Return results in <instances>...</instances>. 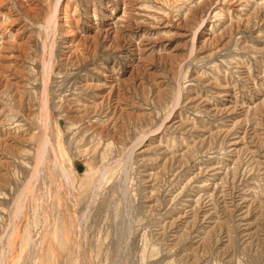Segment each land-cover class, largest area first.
I'll use <instances>...</instances> for the list:
<instances>
[{
    "label": "rangeland",
    "instance_id": "rangeland-1",
    "mask_svg": "<svg viewBox=\"0 0 264 264\" xmlns=\"http://www.w3.org/2000/svg\"><path fill=\"white\" fill-rule=\"evenodd\" d=\"M52 1L36 0V7L27 5L26 0L4 1V4L8 6L16 5L15 8L19 12L16 25L13 24L10 27L14 33L16 28L22 25L19 39L17 38L21 46H17L16 49L22 48L21 50L26 51L23 54L25 62L23 66L30 77L27 76L29 94L21 96L22 98L15 94H13L15 96H10L12 91L9 92L3 86L5 78L0 79V138L7 136L5 132L8 128L14 130L7 132L10 136L8 143L11 144L10 148L13 147V150L8 148L9 146H3L2 149L5 148L2 151L6 160L2 158L4 162H1L2 159H0V174L4 177L3 179L0 175V264H264V195H262L264 194L262 190L264 189V174H259L261 171L255 166V162L250 159V154L244 148L239 152V158L235 163L226 162L225 140L228 136L224 139L221 136L216 137L214 134H209L210 137L202 138L203 134L204 136L208 134L205 130H213L214 126L223 127L222 124H229L230 121L219 122L201 109V107L204 108L203 103L205 102L212 106L224 102L217 98V95L218 91L223 90L220 86H227L228 93L233 95L231 99L238 101L235 112L246 113L245 110L249 109L246 117L242 115L245 119L237 126L235 133L238 132L245 136L246 141L255 143L258 151L264 150V112L262 108L264 107V67L262 66L264 65V0H250L249 6L245 9L246 14L244 11L243 16L241 15L246 19L243 18L238 23L232 20L235 19L236 13L229 9L230 4L224 2L226 0H139V6L143 9L149 12L160 11L165 17L173 20L175 22L173 32L176 34L163 42L167 44L163 49L153 51L149 55L148 53L143 54L141 58L137 52L129 53V56L124 59H121L119 54L124 50L125 44H131L129 34L125 33L126 38L124 37L123 42V38L118 34L104 33L103 35L100 30L95 32L96 28H106V23L112 20V18L104 20L102 18L105 14H109L110 9H114L113 18L122 12V4L117 5L116 9L114 0H69L67 11L71 15L70 18L72 17L71 26L67 25L66 30L61 31L63 34L59 32L56 35L55 49L57 51H55L58 59L49 89L52 115L47 120L49 124L44 126L40 120L38 111L40 102L37 95L42 85L37 76L42 66L43 48L41 47L44 40V37L40 39L39 27L42 21L45 22L46 17L44 16L52 6ZM58 1L56 14L60 17L64 15L62 6L65 0ZM134 1L137 0H130L129 9H132ZM201 2H205L203 7L200 5ZM196 7L201 8L202 13L197 11L194 17H189ZM219 7L229 13L223 14V11L218 10ZM215 11H218V14L215 15ZM131 19L132 22L135 20L132 17ZM229 19L235 23L223 28L230 24ZM61 21L63 22V19ZM93 23L94 25H91ZM72 32L75 33L72 34ZM27 33H30L29 37ZM140 36L139 33L137 39H140ZM76 38H79L78 43H76ZM48 39L47 41H50ZM70 39H74L71 41L74 44L72 43L69 47L72 52L69 50L63 54L67 48L64 46ZM75 43L80 44V47H76ZM169 50H175V54L170 56L166 54ZM0 53L2 56L5 52L1 50ZM78 54L84 58H80ZM72 55L76 56L72 57ZM142 57L146 60L141 62ZM5 60L8 59L0 57V62ZM103 66L109 70H105ZM98 69L108 71L110 75L116 76L114 77L116 80L120 78L121 83H118L119 86L116 85L114 92H122L126 98L125 100L119 98L121 106H124L117 120V124L121 125L116 124L115 127L108 125L114 129L104 127L101 140L94 139L93 143V141L89 142L90 135L83 138L85 129L81 125L85 124L87 118L90 117L83 116L79 111H71L73 108L68 106L72 104L66 102L65 98L73 97L80 104H88L91 99L99 101L100 97L98 98L97 95L106 90L103 93L105 94L108 90L100 84L103 83V79L96 72ZM2 70L0 69V74ZM62 73L65 76L64 79ZM83 83L85 87L80 86L84 85ZM95 85L97 86L94 87ZM177 91L180 92V98L178 103L172 106ZM114 92L108 100L109 103L112 102L111 104L116 95ZM62 96L65 98L60 99ZM86 97L87 100L89 97L88 101L85 100ZM90 107H87V110ZM149 107L153 110L151 117L146 118L147 116L143 117L139 114L143 108L148 109ZM68 113L70 115L67 116ZM168 113L169 115L164 117ZM238 114L234 113L233 119L238 118L240 116ZM81 115L82 119H80ZM160 119L163 120L164 125H171L172 122L178 120L184 121L187 124L185 129L191 125L197 126V128L185 130L178 125L173 132L171 128L167 129L168 131L165 130L168 136L177 135L178 139L176 138L174 148H181L186 144L193 145V141L196 143L190 151L191 159L179 177H173L170 172L159 173V177L146 178L147 181L144 182L143 178L148 176L144 175L143 166H138L133 162V157L139 154L137 152L143 149V146L145 148L149 143L152 145L157 143L165 128L161 127L149 132L138 145L133 147V150L131 143L144 128L146 129L155 122H161ZM76 125H81V129ZM203 125H206L205 128H202ZM43 130L45 133L48 132L46 134L50 143L42 156L38 154L37 137L39 134L42 135ZM231 133L229 137L235 134ZM150 139L154 142L152 143ZM161 139L163 145L164 140ZM202 139H204L203 143ZM58 144L61 149H58ZM172 145L170 142L169 150H172ZM154 148L153 150L156 149ZM203 148H207L208 151L205 156L206 161L214 163L223 160L228 166L226 178L219 181L220 189L225 190L226 193L228 191L229 196L235 191L248 199L252 198L250 202L246 201L249 204L248 210L245 207L248 224L245 225L244 221H238L239 211L235 207L228 208L223 203L220 204V201L227 202L229 196L224 195L222 198L219 195L216 207L221 219L216 212L214 219H218L219 223L209 230L210 233L207 232L204 235L203 241H197L193 233H190V228L182 227L183 230L181 229L176 239L171 242L169 227L164 224L163 218L158 219L157 217L161 215L159 214L161 210H165L171 203L169 198L175 195L183 184L182 182L198 170L199 154ZM157 149L161 148L157 147ZM153 152L146 151L143 154L153 156ZM167 155L159 156L158 161L160 162H152L148 167L156 171ZM90 169L95 170L91 173ZM101 170L103 171L102 176ZM182 173H184L183 176ZM249 174H252V180L255 179L252 184L254 187L251 185L252 188L250 187L251 191L248 195L237 190L240 185L238 178L236 182L234 177L236 175L245 177ZM229 177L231 180L227 179ZM179 181L182 182L179 183ZM151 183L154 184V193H152L153 196L147 197L150 192H146L143 186L146 187ZM229 187H231L230 190ZM252 189L262 193L259 194ZM252 194H254V199ZM255 195H259L257 200L260 205L255 200ZM154 198L157 199V208L149 209L145 205L154 202ZM252 200H255L258 206Z\"/></svg>",
    "mask_w": 264,
    "mask_h": 264
},
{
    "label": "bare ground",
    "instance_id": "bare-ground-1",
    "mask_svg": "<svg viewBox=\"0 0 264 264\" xmlns=\"http://www.w3.org/2000/svg\"><path fill=\"white\" fill-rule=\"evenodd\" d=\"M4 1L5 0H0V51L2 50L3 53L2 56L0 55V57L2 58H5V59H8V60H5V61H2L0 62V69H3L2 71V74H0V79L1 77H4L5 79H3L4 81V84L3 86L8 89V91L10 92V90L12 92H8V94L10 96H12L13 94L15 95H19V97L21 96H24L25 94H29V89H28V85H27V82H28V78L27 76H29V73L26 72V68L25 66H23V64L25 63L24 62V55L26 53V51L24 52L23 50H18V48L16 49L17 46H21L19 43V41H17V38L21 32L20 30V27L22 26H19L16 28V30L14 31V33L12 32V27H10L11 25L13 26L16 25L15 23L17 22L18 20V17H19V12L18 10H16V5H14L13 7L12 6H8L6 4H4ZM16 1V0H14ZM27 1V5H33V6H37L36 5V0H26ZM169 1V0H168ZM202 1V0H201ZM207 1H210V0H207ZM53 2V3H52ZM51 3H52V6L53 8L50 7L49 11H47L46 15L44 17V20L45 22H41L40 23V27H39V30H40V39H42V37H44L43 39V42H42V47L43 48V58H42V66L40 67L41 70L40 72H37L39 73L37 78L38 80H41L39 81L42 85H40V88H39V91L37 92V95H38V99H39V114H40V120L41 122L43 123L44 126H46L47 124H49V121L47 123V120L48 118L51 117V108H52V105H50V100H49V89H50V82H51V78L52 77V73L54 72V69H55V64L57 59V54H56V35L59 34V32L61 31H64L66 30V27H68L67 25H70L71 26V18H70V14L68 13L67 11V7L69 6V0H65V3H64V6H62V10H63V13L64 15L62 16H57L56 12L57 11V7H58V0H53ZM129 2L130 0H114V6L115 8L117 9V5H121L122 4V12L119 14V15H116L114 16V18L112 17L114 15L113 13V10L114 9H110V12L109 14H105L103 18L106 19H110L112 18V20L110 22H107V27L104 28V29H95V32L98 30L102 31L103 32V35L104 33L105 34H113V35H120V37L123 38V42L126 38V35L125 33L128 35H130V40L129 42L131 44H125L124 45V50H122L119 54V57L121 59H124V58H127L129 56V53H132L133 52H137L138 55H140V58H141V55L143 54H146L148 53H152L153 51H156V50H160V49H163L167 44H163V42L165 40H168L170 37L172 38V36H174V33L173 32V29L175 27V22H173V20H170L167 18V16L165 17V15H163V13H161L160 11H154V12H149L148 10H145L143 9L141 6H139V0H137L136 2L134 1V4L132 5V9H129L128 5H129ZM224 2H228V4H230V8L229 9H232L234 13H236L235 15V19H232V20H235L238 22H240L244 17L243 14H244V11L246 9V6H249V3L251 2L250 0L249 1H241V0H226ZM16 2H14L15 4ZM23 3V2H22ZM160 3V2H159ZM200 3V2H199ZM205 3V2H204ZM201 2V6L204 4ZM244 3V4H243ZM21 4V3H20ZM24 4V3H23ZM50 4V3H49ZM260 4V3H259ZM10 5V3H9ZM199 5V7H200ZM40 7V6H39ZM194 7V6H193ZM199 7H196L194 9V11L189 15V17L191 16H195L197 11L198 12H201L202 13V10L201 8ZM203 7V6H202ZM206 7V5L204 6ZM49 8V7H48ZM228 8V7H227ZM36 9V8H35ZM203 9V8H202ZM26 10V9H24ZM130 10H132L130 12ZM219 11H223V14H228L226 12V10H221V8L219 7L218 9ZM31 11V10H30ZM33 11H36L33 9ZM96 12V10H95ZM232 12V11H231ZM247 11H245V14H246ZM29 13V12H28ZM93 14H95L93 12ZM218 14V11H215V15ZM22 15V13H21ZM26 15V14H25ZM31 15V14H30ZM242 15V16H241ZM200 16V15H199ZM222 16V15H221ZM233 16V15H232ZM31 17H33V15H31ZM93 17V16H92ZM131 17L135 20H133V22L131 21ZM179 17V16H178ZM34 18V17H33ZM38 18V17H37ZM57 18H59L57 20ZM180 18V17H179ZM203 18V17H202ZM201 18V19H202ZM63 19V22L61 21ZM79 19V18H78ZM187 19V18H186ZM190 19V18H189ZM246 19V18H244ZM24 20V19H23ZM102 20V21H103ZM193 20V19H192ZM200 20V19H199ZM230 20V24L229 25H225L223 28H225L226 26H231L233 23L235 22H232L231 19ZM239 20V21H238ZM98 21V20H97ZM101 21V20H99ZM73 22V21H72ZM75 22V21H74ZM80 22V21H79ZM93 22L95 23V21L93 20ZM132 22V23H131ZM200 22V21H199ZM232 22V23H231ZM91 24V25H94ZM177 23V22H176ZM73 24V23H72ZM246 24V23H244ZM18 25V24H17ZM192 25V24H191ZM196 25V24H195ZM195 25L194 28H195ZM69 26V27H70ZM73 26V25H72ZM177 26V24H176ZM236 26V25H235ZM94 27V26H92ZM15 28V27H14ZM86 28V27H85ZM193 28V29H194ZM22 29V28H21ZM87 29V28H86ZM70 30V29H69ZM89 30V28H88ZM94 30V29H93ZM87 31V30H86ZM63 34V32H61ZM66 33V32H65ZM75 33V32H72V34ZM140 33V39H137L138 35ZM30 34V33H27V35ZM178 34V33H177ZM180 34V33H179ZM178 34V35H179ZM183 34V33H181ZM27 35H26V38H27ZM75 35V34H74ZM192 35V34H191ZM214 36V35H213ZM29 37V35H28ZM31 37V36H30ZM49 37V39L47 38ZM85 37V36H84ZM88 36H86L85 38H87ZM106 37V36H105ZM125 37V38H124ZM192 37V36H190ZM210 37V36H209ZM25 38V39H26ZM73 38V37H72ZM81 38V37H79ZM79 38L77 40L76 43H78L79 41ZM19 39V38H18ZM22 39V38H21ZM50 40V41H47ZM84 40V38L82 37V41ZM191 40V39H190ZM26 41V40H25ZM71 41H74V39H70L68 44H66L64 47H67L65 48L66 51H63V54H66V52H69V47L70 45H72L73 42ZM192 41V40H191ZM29 42V41H28ZM75 43V44H76ZM19 44V45H18ZM74 44V43H73ZM58 45V44H57ZM77 45V44H76ZM80 45V44H79ZM79 45H77L76 47H78ZM75 46V45H74ZM83 45H81L82 47ZM123 46V45H122ZM73 47V46H72ZM80 47V46H79ZM85 48V47H84ZM87 49V47H86ZM56 50V51H55ZM80 50V49H79ZM61 51V50H60ZM72 52V50H70ZM175 51V50H174ZM173 50H169V51H163V52H166V54H168L169 56L170 55H174ZM24 52V53H23ZM70 52V53H71ZM88 52V51H87ZM60 53V52H59ZM79 53V52H78ZM82 53V52H81ZM1 54V53H0ZM62 54V53H61ZM72 54V53H71ZM69 54V55H71ZM73 54L74 51H73ZM136 54V55H137ZM28 55V54H27ZM60 55V54H59ZM76 55H77V52H76ZM74 55V56H76ZM79 55V54H78ZM81 55V54H80ZM80 58H84L82 56H80ZM83 55V54H82ZM86 55V54H84ZM83 55V56H84ZM147 55V56H148ZM65 56V55H64ZM68 55H66L67 57ZM72 55V57H74ZM146 56V57H147ZM59 57V56H58ZM26 58V57H25ZM71 58V57H70ZM76 58V57H75ZM78 58V57H77ZM80 58H78L80 60ZM138 58V59H140ZM143 58V57H142ZM68 59V58H67ZM72 59V58H71ZM26 60V59H25ZM40 60V59H39ZM76 60V59H75ZM74 60V61H75ZM146 60V58H143L141 59L140 61H144ZM59 62V61H58ZM62 62H65L62 60ZM70 62V61H69ZM68 62V64H70ZM138 62V61H137ZM61 63V62H60ZM77 63V61H76ZM75 63V64H76ZM64 64V63H62ZM61 64V65H62ZM72 64V63H71ZM70 64V65H71ZM100 64V63H99ZM107 64V63H106ZM131 64H134V63H131ZM77 65V64H76ZM136 65V64H135ZM138 66V65H137ZM262 66L264 67V65L262 64ZM100 67H102V65L100 64ZM104 69H108L106 66H103ZM140 67V66H139ZM25 68V69H24ZM110 68V66H109ZM64 70V69H63ZM93 70H95V68L93 67ZM101 69H98L96 72L98 73L99 76L102 77L103 79V83H100L101 85H104L105 87H107V95L103 94L105 91H103V93L101 94H98L95 93L98 98L100 97V100L99 101H96L95 99H91L89 100V97H88V100H87V97L85 100H87L89 103H79L77 101V99L73 98V97H68V98H65V97H61L60 99L62 98H65L67 101L66 102H70V104L72 105H69L68 107H72L73 110L71 111H79V112H82V115L85 117H90V118H87V120L85 121V124H81L82 126H84L83 128L85 129L83 132V138L90 135V141H93L94 139H98V140H101V138L103 137V134H102V130H104L103 128L108 126L110 124V126H117V125H121V124H117V120H118V117H120L119 113L122 111V109L124 110V106H121L120 102H119V98L123 100H125L124 96H126L125 94H123L122 92H119V91H116V93L114 92V88H116V85H118V83L120 82V78L119 80L117 79H114V75H110L109 73H107L106 71H100ZM103 70V69H102ZM109 70V69H108ZM112 70H113V67H112ZM110 70V71H112ZM132 70V69H131ZM68 71V70H67ZM66 72V71H65ZM95 72V71H94ZM130 73V72H129ZM114 74V73H113ZM35 75V74H34ZM63 76V79L65 78V76L63 75V73L61 74ZM68 76V75H67ZM131 76V75H130ZM249 76V75H248ZM30 77V76H29ZM32 77V76H31ZM40 78V79H39ZM242 78V77H241ZM100 79V80H102ZM234 80V79H233ZM54 81V80H53ZM122 81V79H121ZM232 81V80H231ZM241 81V79H240ZM250 81V80H249ZM258 81V80H257ZM90 82V81H89ZM89 82H87L88 86H89ZM123 82V81H122ZM239 82V81H238ZM86 83V82H84ZM83 83V84H84ZM93 83V82H92ZM121 83V82H120ZM234 83V82H232ZM82 84V83H81ZM223 84V83H222ZM253 84V83H252ZM34 85V84H33ZM78 85V84H77ZM98 85V84H97ZM97 85H95L94 87H96ZM100 85V86H101ZM235 85V84H234ZM52 86V85H51ZM82 87H85V84L84 85H80ZM87 86V87H88ZM93 86V85H92ZM99 86V85H98ZM119 86V85H118ZM78 87V86H77ZM86 87V88H87ZM85 88V89H86ZM92 87H90L91 89ZM99 88V87H98ZM104 88V87H103ZM221 90L220 92L218 91V95H217V98H220L222 100H224V102L217 104V105H208L206 102L203 103L204 105V108L201 107V109H203V112L204 113H207L209 114V116L212 118V119H216L217 121H222V123H227V121H230L228 122L229 124H222L223 127H216L214 126V128H212L213 130H205L208 132L207 135L204 136V134L202 135L203 137L202 138H208L210 137L211 135L209 134H214L216 137H227L228 136V139H226V145H227V150L226 148H224V150H226V162L227 161H230V162H234L236 160H238L239 158V152L242 151V149H247V152L250 154V159L252 161L255 162V166H257L259 168V170L261 172H259V174H264V150L260 149L259 151L257 150L258 146H256L255 143H251V141H246L245 140V136L244 135H241L239 134L238 132L235 133V130L237 129V126L240 125L241 122H243V120L245 119V117L247 116V112L249 111V109H246V113H243L239 108V110L241 112H235V109L236 107H238V104L237 102L234 100V99H231L233 97V95L231 96L229 93H228V88L227 86H220ZM79 89V87H78ZM83 89V88H81ZM84 89V90H85ZM89 89V90H90ZM100 89V88H99ZM228 89V90H227ZM242 89V88H241ZM101 90V89H100ZM115 90H118V89H115ZM121 91V90H120ZM179 91V90H178ZM177 91V92H178ZM31 92V91H30ZM82 92V91H81ZM95 92V91H94ZM93 92V93H94ZM113 92L116 94L115 97H113L114 99V102L113 104L109 103V97L110 95L113 94ZM215 93V92H214ZM232 93V92H230ZM72 94V93H71ZM236 94V93H235ZM254 94V93H253ZM13 95V96H15ZM70 95V94H69ZM94 95V94H93ZM28 96V95H27ZM30 96V95H29ZM32 96V94H31ZM83 96V95H82ZM251 96V95H250ZM18 97V98H19ZM175 97V100H173L174 102L172 103V106H174L175 104L178 103L179 101V98H180V92H178L176 94ZM248 97V96H247ZM0 98H1V94H0ZM17 98V99H18ZM22 98V97H21ZM26 98V97H25ZM28 98V97H27ZM32 98V97H31ZM85 98V97H84ZM215 98V97H214ZM216 98V99H217ZM228 98V99H227ZM251 98V97H250ZM12 99V98H11ZM20 99V98H19ZM215 99V100H216ZM24 100V99H23ZM81 100V99H80ZM171 100V99H170ZM61 101V100H59ZM261 101V100H260ZM258 101L259 104H261V102ZM63 102V101H62ZM264 102V101H263ZM262 102V103H263ZM65 103V102H64ZM170 103V104H171ZM213 103V102H212ZM255 103V102H254ZM253 103V104H254ZM92 104V105H91ZM123 104V103H122ZM125 104V103H124ZM210 104V103H209ZM245 104V103H243ZM64 105V104H63ZM187 105V104H186ZM209 107H208V106ZM2 106V105H1ZM65 106V105H64ZM92 106V108L90 107ZM250 106V105H248ZM252 106V105H251ZM56 107V106H55ZM87 107H90L89 110H87ZM119 107V108H118ZM145 107V106H144ZM151 107V106H150ZM149 107V108H150ZM171 107V106H170ZM240 107V106H239ZM26 108H29V107H26ZM59 108V107H58ZM64 108V107H62ZM72 108H69V109H72ZM147 109V108H143L142 112H139L140 115H142L143 117L144 116H147L146 118L148 117H151L150 115L152 114L153 110L152 108L150 109ZM173 108V107H172ZM263 108V112H264V107ZM3 109V108H2ZM25 109V108H24ZM67 109V108H65ZM68 109V110H69ZM78 109V110H77ZM200 109V107H199ZM200 109V110H201ZM26 110V109H25ZM36 110V109H35ZM53 110H55L53 108ZM117 110V111H115ZM171 110V109H170ZM170 110H169V113H170ZM198 110V111H200ZM237 110V109H236ZM243 110V109H242ZM260 110V109H259ZM29 111V110H28ZM1 113V112H0ZM169 113L167 115H165L164 117H167L169 115ZM202 113V112H201ZM234 113H239L238 115H240L238 118L236 119H233V114ZM25 114V113H24ZM38 114V115H39ZM60 114V113H59ZM66 114V113H65ZM64 114V115H65ZM121 114V113H120ZM250 114V113H249ZM264 114V113H263ZM27 115V114H26ZM32 115V114H30ZM37 115V117H39ZM55 115V114H54ZM70 115L69 113L67 114V116ZM82 115H81V118L82 119ZM179 115V114H178ZM242 115H244L245 117H243ZM29 116V114L27 115ZM80 116V115H79ZM79 116H77L78 120L79 119ZM66 117V116H65ZM163 117V116H162ZM163 117V119H165ZM253 117V116H252ZM264 117V115H263ZM60 118V116H59ZM235 118V116H234ZM103 119V120H101ZM151 119V118H150ZM149 119V120H150ZM39 120V121H40ZM52 120V119H51ZM148 120V119H147ZM161 120V119H160ZM259 120V119H258ZM1 121V120H0ZM249 121V119H248ZM260 121V120H259ZM148 122V121H147ZM175 122V121H174ZM174 122L170 124H163V120H161V122H155L154 124H151L149 127H146V129L144 128L142 130V132L140 134L137 135V137L134 139V141L131 143V148L133 150V147H135L136 145H138L144 137H146V135L157 129V128H165L164 131L162 130L161 134L164 136L162 138V135L160 136V138L157 140L158 142L157 143H153L154 141H152L153 145L151 143L147 144V146L144 148L143 146V149H139V151L137 153H139L138 155L136 156H132L133 157V162L138 165V166H143V170H144V175L148 176V177H144L143 179L144 182L147 181L148 178H155L156 176L159 177V173H167V172H170V175L172 174L173 177H179L181 175V172L184 170V168L188 165L189 163V160L191 159L190 158V151H191V148L193 145H195L196 141H193V139L191 141H193V145H184L183 147L181 148H174L173 146L175 145V142L177 141L176 138L178 139L177 135H173L171 134V136H168L167 133L165 134V130L168 131L167 129H172V132H173V129L176 128L178 125L185 129V127L187 126V124H185L186 122L184 121H180L178 120L177 122H175L176 124H174ZM184 122V123H183ZM257 122V121H256ZM255 122V124H256ZM41 123V124H42ZM183 123V126L181 125ZM213 123V122H212ZM117 124V125H116ZM139 124V123H138ZM259 123H257L258 125ZM42 125V126H43ZM81 125H78L80 126V129H81ZM217 125V124H216ZM41 126V125H40ZM39 126V127H40ZM43 126V127H44ZM77 126V125H76ZM77 126V127H78ZM108 126L109 128L111 129H114L112 127ZM125 126V125H124ZM143 126V125H142ZM204 127L202 128H205L206 125H203ZM14 127V126H13ZM121 127V126H119ZM197 128V126H193L191 125L189 128H186L185 130H188V129H192V128ZM50 128V127H49ZM57 128V127H56ZM143 128V127H142ZM253 128V127H252ZM42 129V128H40ZM46 129V128H44ZM48 129V128H47ZM107 129V127L105 128ZM118 129V128H117ZM125 129V127L123 128ZM207 129V128H206ZM50 130V129H48ZM184 130V132H185ZM203 130V129H202ZM244 130V129H243ZM258 130V129H257ZM10 131H14L13 129H9L8 128V133ZM17 131V130H16ZM21 131V130H20ZM47 131V130H46ZM82 131V130H81ZM109 131V130H108ZM113 131V130H112ZM116 131V130H115ZM260 131V130H259ZM258 131V132H259ZM6 133V137L4 138H0V159H4L6 158L4 152L2 151V147L3 146H9L8 148H10L11 144H9L8 140L10 136H8L9 134ZM105 132V131H104ZM107 132V131H106ZM105 132V133H106ZM160 132V131H159ZM170 132V131H169ZM231 132H234L235 134H233L231 137H229L232 133ZM244 132V131H243ZM254 132V131H253ZM4 133V132H2ZM29 133V132H28ZM33 133V131H32ZM48 133V132H46ZM45 133V131L43 130L42 131V135L39 134V131H38V134L39 136L37 137L38 138V142H37V147H38V154H41L42 156L44 155V151L46 150V147L48 148V144L50 143V139L48 138V135ZM50 133V132H49ZM109 133V132H108ZM238 133V134H237ZM16 134V133H15ZM102 134V136H101ZM245 134V133H244ZM256 134V132H255ZM2 135V134H1ZM5 135V134H4ZM18 135V134H17ZM27 135V134H26ZM34 135V133H33ZM50 135V134H49ZM153 135V134H152ZM183 135V134H182ZM251 135V134H250ZM258 135V134H257ZM13 137V134L11 135ZM105 136V134H104ZM121 136V135H120ZM196 136V135H195ZM200 136V135H199ZM15 137L17 138V136L15 135ZM197 137V136H196ZM259 137V135H258ZM22 138L24 139V137L22 136ZM30 138V137H29ZM106 138V136H105ZM149 138V137H148ZM163 139L164 140V144L162 145V142L160 141V139ZM199 138V137H197ZM196 138V139H197ZM201 138V137H200ZM15 138H13L14 140ZM88 139V137H87ZM88 139V140H89ZM161 139V140H162ZM204 139H202V143L204 141ZM220 140V139H219ZM106 141H108L106 139ZM199 141H201L199 139ZM12 142V141H11ZM101 142V141H100ZM104 142V141H103ZM170 142L173 144L172 147V150L170 149L169 150V144ZM94 143V141H93ZM250 143V144H249ZM123 144V143H122ZM222 144V143H221ZM13 145V144H12ZM48 145V146H47ZM146 145V144H145ZM162 145V146H161ZM178 145V144H177ZM247 145V146H245ZM262 146V145H261ZM55 147V146H54ZM119 147V146H118ZM126 147V146H125ZM129 147V146H128ZM157 149L158 148H161V149ZM177 147V146H175ZM260 147V146H259ZM13 148V147H12ZM10 148V149H12ZM105 148V147H104ZM153 148L155 150H153ZM58 149H61V146L60 144H58ZM138 149V148H137ZM264 149V148H263ZM13 150V149H12ZM17 150V148H16ZM56 150V148H55ZM131 150V151H132ZM161 150V151H160ZM5 151V150H4ZM7 152H9L10 150H6ZM18 151V150H17ZM116 151V150H115ZM146 151H154V155L151 156L150 154H143L145 153ZM11 152V151H10ZM9 152V153H10ZM21 152V151H20ZM130 152V151H129ZM133 152V151H132ZM257 152V153H255ZM18 153V152H17ZM152 153V154H153ZM168 153V155H167ZM208 153L207 151V148H203L202 150H200V163H199V167L197 168L198 170L190 177L188 178L186 181L182 182V181H179V183H183L179 190H177V192L175 193V195L172 196V198H169L171 199V203L168 204L167 208L165 210H161V212L159 214H161L159 217H157L158 219L160 218H163V222L165 225H167L169 227V231H170V240L172 242V240L176 239V236L179 235L177 234L181 229L182 227H187V228H190V233H193V237L196 238L197 241H201L203 238H204V235L208 232L210 229L214 228V226H216L218 223H219V220L218 219H214L215 218V214L217 212V207H216V203H217V199H218V196L221 195L222 198L224 197V195H228V191L227 193L225 192V190H222L220 189L219 187V181L220 180H223L226 178V175H227V165H225L226 163L223 161V160H219V161H215L214 163H210L209 161H206V154ZM247 154V153H246ZM132 155V154H131ZM163 156V155H167L166 158H163L165 159L164 162L161 163V166L155 171L152 170L153 168L151 167H148L152 162H157L158 161V157L159 156ZM243 155V154H242ZM16 157V156H14ZM128 157V156H127ZM130 157V156H129ZM42 158V157H41ZM3 159L1 160V162L3 161ZM161 159V158H160ZM162 159V160H163ZM6 159H4L5 161ZM3 161V162H4ZM18 162V161H17ZM160 162V161H158ZM240 162V161H239ZM3 164V163H2ZM134 164V165H135ZM167 164V165H166ZM233 164V163H232ZM6 165V164H5ZM4 165V166H5ZM8 165V164H7ZM234 166V165H233ZM253 166V165H252ZM157 167V166H156ZM256 167V168H257ZM232 168V166H231ZM235 168V167H233ZM138 169V167H137ZM244 169V167H243ZM95 169H90V172L93 173ZM99 170V169H98ZM187 170V169H186ZM235 170V169H234ZM257 170V171H259ZM64 171V170H63ZM240 171V170H239ZM138 172V171H137ZM186 172V171H185ZM245 172V171H244ZM238 173H241V172H238ZM235 174V173H234ZM258 174V175H259ZM1 175V174H0ZM4 175V174H3ZM103 175V171L101 170V176ZM184 175V173H182V176ZM239 175V174H238ZM252 175V174H251ZM251 175H243L245 177H241L240 176H235L234 179L235 181L237 180L238 178V184L240 185V187L237 189V190H240L241 192H245L246 194L249 195L250 193V189L252 187H254L252 184H253V179L252 180V177ZM256 175V174H255ZM163 176V175H162ZM187 176V175H186ZM260 176V175H259ZM263 176V175H262ZM1 177H3L1 175ZM137 177V176H136ZM135 177V178H136ZM140 177V176H138ZM168 177V176H167ZM203 177V178H202ZM257 177V176H255ZM68 178V177H67ZM142 178V177H141ZM147 178V179H146ZM174 178V179H175ZM231 177L227 178L229 180ZM1 179V178H0ZM4 179V177H3ZM2 179V180H3ZM138 179V178H137ZM142 179V180H143ZM233 179V180H234ZM258 179V178H257ZM264 179V178H263ZM140 180V179H139ZM166 180V179H165ZM176 180V179H175ZM138 181V180H137ZM158 181V180H157ZM161 182V180H160ZM159 182V183H160ZM168 182V181H167ZM231 182V181H230ZM237 182V181H236ZM139 183H141V181H139ZM148 183V182H147ZM235 184V182H233ZM255 183V182H254ZM261 184V182H260ZM142 185V184H141ZM230 185H232L230 183ZM237 185V184H236ZM252 185V187H251ZM255 186L256 183L254 184ZM233 186V185H232ZM259 186V185H258ZM235 187V186H234ZM251 187V188H250ZM144 190L147 192H150L149 196L147 197H150L152 195V193H154V184L151 183V184H147L146 187H144ZM149 188V189H147ZM160 188V187H159ZM166 188V187H165ZM228 188V187H226ZM231 187H229V190H230ZM237 188V186H236ZM158 189V188H157ZM256 189V187L254 188ZM254 189H252V191L254 192H257L259 194H261L262 192H258V190L260 189L259 187L257 188L258 190L255 191ZM262 190H264L262 188ZM235 192V191H234ZM230 193V196L228 197V200L227 202L223 201L221 202L220 201V204L223 203V205L225 206H228L229 207H235L236 210L239 211V220L238 221H241L243 222L244 221V224H248V222L246 221L247 219V210H248V206L249 204L246 203V201L250 202V199L252 198H249L248 197H244L243 194H240V193ZM264 193V191H263ZM166 194V193H165ZM155 195V194H154ZM247 195V196H248ZM253 195V199H254V194ZM264 195V194H262ZM153 196V195H152ZM220 196V197H221ZM256 196V195H255ZM259 195L256 196V199L257 200V197ZM219 197V198H220ZM251 197V196H250ZM263 197V196H262ZM156 198V196H155ZM154 198V202L148 204V205H145L147 206L149 209L150 208H157V199ZM165 198V196H164ZM151 199V198H150ZM153 199V198H152ZM239 199V200H238ZM221 200V199H220ZM224 200V199H223ZM254 200V201H255ZM165 201V200H164ZM252 200V202H254ZM262 201V199H261ZM159 202V201H158ZM251 202V203H252ZM145 203V202H144ZM165 203V202H164ZM250 203V204H251ZM256 203V201H255ZM254 203V204H255ZM257 203L258 200H257ZM256 203V205H257ZM166 204V203H165ZM248 204V205H246ZM263 204V203H262ZM160 205V203H159ZM260 205V203H259ZM156 206V207H155ZM224 206V207H225ZM251 206V205H250ZM253 206V205H252ZM258 206V205H257ZM256 206V207H257ZM264 206V205H263ZM221 207V206H220ZM224 207H222L224 209ZM245 207L247 208V210L245 209ZM255 207V208H256ZM261 207V206H259ZM219 208V207H218ZM250 208V207H249ZM258 208V207H257ZM256 208V210H257ZM145 209V208H144ZM228 210V209H227ZM252 210V209H251ZM255 210V209H254ZM148 211V210H147ZM160 211V210H158ZM229 211V210H228ZM262 211V209H261ZM235 212V211H234ZM153 213V212H152ZM229 213V212H227ZM158 214V213H157ZM218 214V212H217ZM223 214V213H222ZM230 214V213H229ZM153 216V215H152ZM219 218H220V215L218 214ZM236 216V217H237ZM228 217V216H227ZM221 219V218H220ZM235 221V220H234ZM246 221V222H245ZM237 222V221H236ZM240 223V222H238ZM156 224V223H155ZM212 224V226L210 227V225ZM163 225V223H162ZM158 226V225H157ZM210 227V228H208ZM166 228V227H165ZM159 229V228H158ZM162 229V227H161ZM164 229V227H163ZM167 229V228H166ZM160 230V229H159ZM158 230V231H159ZM183 230V229H182ZM162 233L164 232L163 230L161 231ZM180 233V232H179ZM159 235V234H158ZM226 235V234H225ZM161 237V236H160ZM207 237V236H206ZM229 238V236H228ZM227 238V240H228ZM217 240V239H216ZM53 241V240H52ZM203 241V240H202ZM166 246V245H165ZM169 246V245H168ZM172 247V246H171ZM167 248V247H166ZM169 248V247H168ZM170 250V249H169Z\"/></svg>",
    "mask_w": 264,
    "mask_h": 264
}]
</instances>
